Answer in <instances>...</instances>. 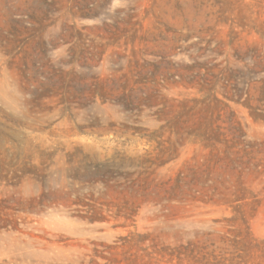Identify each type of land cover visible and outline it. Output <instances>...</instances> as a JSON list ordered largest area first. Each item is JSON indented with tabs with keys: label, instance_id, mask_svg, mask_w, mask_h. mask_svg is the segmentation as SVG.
I'll list each match as a JSON object with an SVG mask.
<instances>
[{
	"label": "rangeland",
	"instance_id": "374dc122",
	"mask_svg": "<svg viewBox=\"0 0 264 264\" xmlns=\"http://www.w3.org/2000/svg\"><path fill=\"white\" fill-rule=\"evenodd\" d=\"M0 264H264V0H0Z\"/></svg>",
	"mask_w": 264,
	"mask_h": 264
}]
</instances>
